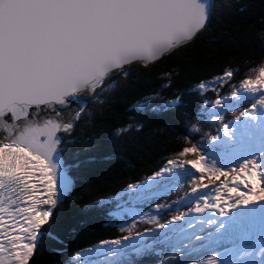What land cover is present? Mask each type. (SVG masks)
<instances>
[{"label":"trees","instance_id":"16d2710c","mask_svg":"<svg viewBox=\"0 0 264 264\" xmlns=\"http://www.w3.org/2000/svg\"><path fill=\"white\" fill-rule=\"evenodd\" d=\"M262 68L264 0H214L208 26L191 42L154 63L126 65L99 87L74 95L83 107L73 126L59 132L58 152L75 186L54 206L27 264H165L181 240L170 235L147 241L164 230L165 214L173 213L161 208L156 221L150 208L167 206L172 195L173 216H183L170 225L183 229L206 202L180 193L192 167L172 161L196 144L205 156L200 159H211L221 129L262 102L264 73L249 75ZM222 110L223 125L215 118ZM263 146L252 147L246 158L225 151L228 169L207 185L224 182L237 169L235 162L258 160ZM144 237L142 246L126 247L118 256L108 252L107 261L96 254L103 246Z\"/></svg>","mask_w":264,"mask_h":264},{"label":"water","instance_id":"95a60500","mask_svg":"<svg viewBox=\"0 0 264 264\" xmlns=\"http://www.w3.org/2000/svg\"><path fill=\"white\" fill-rule=\"evenodd\" d=\"M213 8L214 0H0V140L49 158L57 131L83 107L72 95L191 42Z\"/></svg>","mask_w":264,"mask_h":264},{"label":"rangeland","instance_id":"374dc122","mask_svg":"<svg viewBox=\"0 0 264 264\" xmlns=\"http://www.w3.org/2000/svg\"><path fill=\"white\" fill-rule=\"evenodd\" d=\"M256 73L258 77H261V74L264 73L263 68L261 70L255 69L249 75L255 76ZM255 85H257V83ZM259 91L263 92L262 96L264 97V84L262 88L259 89ZM244 92L250 93V89L246 87L244 89ZM222 102L223 100L219 101L216 105L219 106V104ZM58 106L60 108L65 109L69 106V103L67 102L63 104H58ZM217 113L215 116V118H217V123L223 125L225 123L223 122L224 118L227 116V110L218 111ZM222 131H225V133L220 138L221 139L220 144L221 145L226 144L227 146L226 147L221 146L220 147L221 152L212 150L211 151L212 154L213 152L215 153L214 154L215 158L213 160H207V158L206 160L205 158L200 159V157H205V156L200 152L199 145L196 144L195 146L189 147L187 152L181 154L179 156L181 159L179 157H176L172 161V166L177 165L176 167H178V166L188 165L192 167V175L189 177H186V182L189 185L187 184L186 186H182L180 193L188 191L189 193L191 192L193 199L196 198L195 190H197L200 187L204 189L205 187L208 186L207 184L210 181H212L214 178H216V176L220 172H222L224 169H228L226 167H223L224 165L220 164V162L224 161V159L218 160V159H221L219 158V156L222 154L223 151H226L231 147H235L234 150L243 151V152L246 150H249L248 146L250 145L251 141L254 138L264 134V103L260 105L259 107L254 108L244 119L236 123L234 127H231L230 129H226V130L222 128L221 132ZM43 139H46V136H43ZM0 142L3 143V141L1 140ZM56 149H58V147H56ZM226 155L224 156L227 158ZM242 155L243 153L240 154L239 156H242ZM190 160L193 161V163H187ZM259 163H261V165H258ZM235 164L237 166L236 167L237 169L231 172L230 173L231 177L227 179V182L233 184L231 187H227L225 186L226 184L223 185V183H219L218 181L217 184L213 183L210 186H208L210 188V191L206 192L204 189V190H201L197 194V195H202V196L206 194L209 197V200L211 198V201L213 202L210 203L209 205L204 206L203 210L200 211V213L197 215L196 222L192 224L190 228L184 230V235H186V237L188 238V241L186 243L181 244L178 253H175L170 263L172 264H195L198 259L194 261H187L183 259L185 256L184 254L188 253L186 251L189 250V247L191 246V243L195 238V236H193L192 233L194 232L199 233L200 231H202L203 226H208L209 224H211L221 209H223L226 212L233 207H236L240 204H246L248 203V201L251 200L249 199L250 198L249 194L252 190L253 180H256L253 174L257 171L264 172V157H262V159H260L259 161H255V163L250 162V164L244 166V169H240L242 166L240 162H235ZM54 170L57 175L58 171L56 167ZM56 178H58V181H60V183H62L63 186L67 185L66 183L61 182V178L60 180H59V177L56 176ZM170 198H172V195L167 197V200L165 203L167 204V206L164 207L160 204L156 207L154 206L156 210L150 208L152 211V216L154 220L158 221L157 219L161 215V208L168 210V211H172L174 213V211L170 209V207L168 206L172 203L170 201ZM176 199H178V205H180L181 204L180 198L178 197ZM173 213L169 216L165 214V216L162 218V222L164 223L163 225H165L164 230L166 229V231H159L155 235V237H153V240L152 238L151 240H148L149 242L151 241L155 242L156 240H160L159 238L163 236H170L178 231V230L171 231V230H168L167 228L169 227L170 223H177L178 219L182 220L183 215H180L178 213L176 216H173ZM206 217H208L207 220H205ZM172 227H175V226L172 225ZM143 239H146V237L142 238V241H144ZM145 243L146 242L144 241V243L131 244V245H126V246H125L126 243H122V242L117 243V244H110V245L101 247L98 251H96V254H99V255L104 254L103 259L108 260L110 256L105 255L108 252H115L118 249H120V247H123V249L126 248L127 246H133V245L134 246L137 245L139 247V246L144 245ZM184 244H186V246H183ZM27 260H28V257L26 256L23 264H27ZM101 261L102 260H97L95 262H101Z\"/></svg>","mask_w":264,"mask_h":264},{"label":"bare ground","instance_id":"6f19581e","mask_svg":"<svg viewBox=\"0 0 264 264\" xmlns=\"http://www.w3.org/2000/svg\"><path fill=\"white\" fill-rule=\"evenodd\" d=\"M62 109H64V108H62ZM73 126V125H72ZM71 126V127H72ZM43 136L44 135H41L40 136V140L42 141V142H44L46 139H43ZM6 142H4V144H5ZM6 144H11V143H6ZM12 145V144H11ZM28 149V152H30L32 155H34V157L35 156H38V157H42V156H40L39 154H37L36 152H34L33 150H31V149H29V148H27ZM47 159V162H48V164H49V166H50V168L52 169L53 168V170L55 169V167H56V169H57V171H58V174L56 175V172H55V170H54V172H55V175L54 176H57V177H61V181L63 182V183H66L67 182V177L65 176V175H63V173L61 172V170L59 169V167H58V161L56 160V162L54 161V160H51V158L49 157V158H46ZM52 173H53V171H52ZM253 176H254V178H256V180H257V183L256 184H253V186H252V192L250 193V195L252 196V198L253 199H255V198H258V197H261L263 194L262 193H260V192H257V191H255V187L256 186H258V185H261V186H263L264 185V172L263 171H257V172H255L254 174H253ZM66 179H65V178ZM62 178H63V180H62ZM56 179H58V178H56ZM67 185H65V187H67V189L69 188V184H68V182L66 183ZM66 189V190H67ZM251 196H250V198H251ZM198 256V251L197 250H195V248H191L190 249V252H189V254L187 253L186 255H185V257L187 258V259H193L194 257H197ZM24 260H25V256H23V257H21V258H19L16 262H14V263H12V264H23L24 263Z\"/></svg>","mask_w":264,"mask_h":264}]
</instances>
